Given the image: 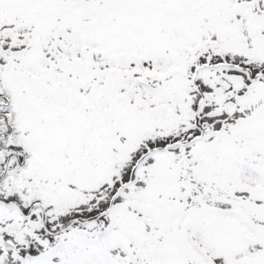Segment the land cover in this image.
Returning <instances> with one entry per match:
<instances>
[{
    "label": "snow or ice",
    "instance_id": "6c2138e0",
    "mask_svg": "<svg viewBox=\"0 0 264 264\" xmlns=\"http://www.w3.org/2000/svg\"><path fill=\"white\" fill-rule=\"evenodd\" d=\"M0 264H264V0H0Z\"/></svg>",
    "mask_w": 264,
    "mask_h": 264
}]
</instances>
